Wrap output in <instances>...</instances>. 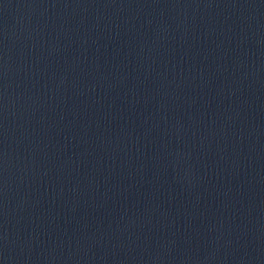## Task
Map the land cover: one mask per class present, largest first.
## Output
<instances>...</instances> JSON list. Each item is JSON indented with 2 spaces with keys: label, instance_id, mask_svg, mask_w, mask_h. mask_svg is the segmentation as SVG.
<instances>
[{
  "label": "water",
  "instance_id": "obj_1",
  "mask_svg": "<svg viewBox=\"0 0 264 264\" xmlns=\"http://www.w3.org/2000/svg\"><path fill=\"white\" fill-rule=\"evenodd\" d=\"M264 176V0H0V258Z\"/></svg>",
  "mask_w": 264,
  "mask_h": 264
}]
</instances>
